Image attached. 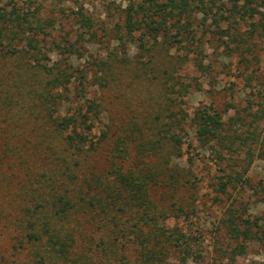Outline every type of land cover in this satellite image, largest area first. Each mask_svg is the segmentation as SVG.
Wrapping results in <instances>:
<instances>
[{
  "label": "trees",
  "instance_id": "16d2710c",
  "mask_svg": "<svg viewBox=\"0 0 264 264\" xmlns=\"http://www.w3.org/2000/svg\"><path fill=\"white\" fill-rule=\"evenodd\" d=\"M6 6H0V264H188L193 240L172 224L197 212L193 142L185 139V126L202 149L213 144L219 162L240 136L227 135L213 106L190 117L184 103L171 98L190 84L151 66L154 52L195 53L197 68L204 69L193 12L204 15L201 27L212 18L214 32L228 39V53L249 52L264 35V0L131 2L117 39L139 41L150 56L141 71L161 75L164 84L160 97L146 103L149 111L130 109L121 126L110 114L119 100L89 97V70L72 63L74 44L66 46L67 38L65 44L51 39L55 24L39 16L40 8ZM242 22L247 34L239 31ZM56 51L61 60L52 62ZM96 65L102 89L113 86L122 66ZM217 180L215 191L226 196L249 185L239 172ZM222 226L236 241H264L261 218H245L233 203ZM244 252L242 244L232 253Z\"/></svg>",
  "mask_w": 264,
  "mask_h": 264
},
{
  "label": "rangeland",
  "instance_id": "374dc122",
  "mask_svg": "<svg viewBox=\"0 0 264 264\" xmlns=\"http://www.w3.org/2000/svg\"><path fill=\"white\" fill-rule=\"evenodd\" d=\"M13 1L22 10L31 5L32 11L40 8L39 16L55 24V28L50 30L51 39L59 44L67 38L69 43L66 46L74 44L75 58L72 63L75 67L87 68L90 72L89 84L94 83L89 89V97L97 94L104 100H119L115 107H110L117 126L130 119V109L134 108L138 115L143 114L144 110H150L146 104L151 102L149 98L155 101L160 97L164 79L153 72L141 71L143 64L148 62L149 53L140 49L139 41L122 43L116 35L123 23V10L131 2L139 0ZM12 2L0 0V6ZM7 9L10 10L11 6ZM203 17L196 12L189 17L194 22L197 37L202 38L199 46L206 57H198V61H203V70L197 68L196 54L186 56L185 50H173L163 53V56L154 52L156 57L151 66L158 67L161 72L169 70L182 85L190 84L187 93L171 96L184 103L190 117L203 106H213L223 114L227 135L240 136V139L236 140L233 149L223 151L225 159L219 162L209 149L213 144L208 150L202 149L193 137L191 127L185 126V139L193 142L192 171L197 182L193 197L197 212L172 224L181 227L193 240V255L188 264H264V241H236L222 226L226 208L233 203L245 218L260 217L264 230V35L251 42L249 52L228 53L223 43L228 39L214 32L216 27L211 17L204 26H199ZM88 20L91 27L87 25ZM221 26L226 28L227 25ZM248 30V23L242 22L239 31L247 34ZM231 46L235 48L236 44ZM58 52L61 51L50 54L52 62L61 60ZM98 62L107 63L106 67L111 62L122 66L116 70L113 86L102 89L105 83L96 80L104 76L98 71ZM30 97L28 100H32ZM121 100L127 102L123 104ZM105 150L95 157L97 163H102ZM188 157L189 154H186L184 159ZM236 172L249 179L247 187L238 185L236 189H230L227 196L215 191L218 176L234 175ZM259 235L262 236V232ZM242 244L245 245V252L233 255V250L239 251Z\"/></svg>",
  "mask_w": 264,
  "mask_h": 264
}]
</instances>
